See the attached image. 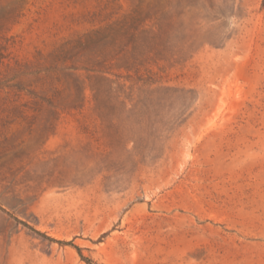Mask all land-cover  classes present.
<instances>
[{"label":"rangeland","instance_id":"374dc122","mask_svg":"<svg viewBox=\"0 0 264 264\" xmlns=\"http://www.w3.org/2000/svg\"><path fill=\"white\" fill-rule=\"evenodd\" d=\"M0 264H264V0H0Z\"/></svg>","mask_w":264,"mask_h":264}]
</instances>
